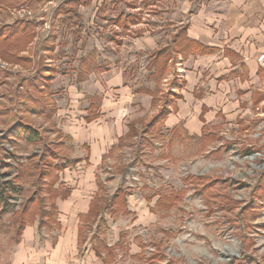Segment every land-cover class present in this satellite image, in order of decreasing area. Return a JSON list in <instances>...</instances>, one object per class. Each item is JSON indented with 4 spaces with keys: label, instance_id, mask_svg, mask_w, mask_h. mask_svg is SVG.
I'll return each instance as SVG.
<instances>
[{
    "label": "rangeland",
    "instance_id": "rangeland-1",
    "mask_svg": "<svg viewBox=\"0 0 264 264\" xmlns=\"http://www.w3.org/2000/svg\"><path fill=\"white\" fill-rule=\"evenodd\" d=\"M64 1H0L1 29L35 33L26 62L0 57V264H264V99L201 136L148 130L182 91L183 0H95L81 21L56 16ZM119 16L137 20L131 33ZM102 139L95 158L84 144Z\"/></svg>",
    "mask_w": 264,
    "mask_h": 264
},
{
    "label": "crops",
    "instance_id": "crops-1",
    "mask_svg": "<svg viewBox=\"0 0 264 264\" xmlns=\"http://www.w3.org/2000/svg\"><path fill=\"white\" fill-rule=\"evenodd\" d=\"M71 1L79 0H65L62 5L70 6ZM94 2L95 0H90L89 4L79 6L77 21L82 20L80 9L93 6ZM103 2L99 12L107 5L108 0ZM181 5L180 11L184 19L180 23L185 27L181 29V33L175 30L177 60L174 65L180 60L178 64L179 71L183 73L182 91L174 96L172 112L165 125L171 129L170 133L180 130L184 133L187 131L188 137L201 136L207 134L208 126L214 125L219 118L236 120L247 111L248 105L264 99V61H258L264 55V0H183ZM21 10L20 17L24 9ZM17 21L21 20L14 23ZM136 21L134 17L119 16L111 24L131 33V27L137 24ZM142 34L143 29L138 35ZM158 53H161V49ZM149 66L151 67V61ZM152 70L154 75L158 74H155V67ZM94 115L98 118L89 124L101 118L98 113ZM84 145L92 150V155L96 158L99 157L100 149H104L108 142L102 139L99 144L102 147L93 146L92 149L89 145ZM56 225L59 226L60 222ZM80 231L79 223L76 247L81 244ZM68 238L61 242L62 249L68 242L70 246L74 244L70 235Z\"/></svg>",
    "mask_w": 264,
    "mask_h": 264
},
{
    "label": "trees",
    "instance_id": "trees-1",
    "mask_svg": "<svg viewBox=\"0 0 264 264\" xmlns=\"http://www.w3.org/2000/svg\"><path fill=\"white\" fill-rule=\"evenodd\" d=\"M0 1H2V0H0ZM5 1H10V4L17 5L19 0H5ZM22 2H23L22 5L31 4L32 2H34V0H22ZM89 3H90V0H79V1H74V2L71 1V2H69V4H71L73 6H71V5H70L71 7L70 6L65 7L63 5L60 6L56 16H58L59 13L62 12L63 10H68L67 11L68 13H72L70 15L71 17L79 18V13H78L79 6H81L82 4H89ZM0 4L2 5V3H0ZM69 8H72L73 11L71 9H69ZM0 9H1V7H0ZM133 22H135V21H133ZM118 23H121V22L118 21ZM124 24H127V23H124ZM31 31L32 30L29 27V23L28 22L26 23L25 21H17L14 25H10L6 29H1L0 28V57L1 56H2L1 58L7 57V59L11 58V60L15 59V62H17L18 60H21L22 62H26L25 60H23V58H24L23 55L21 56L20 54L24 53V51H26L29 48V46L31 45V43H33V41L35 39L34 38L35 37V33L31 32ZM21 47H23V48L21 49ZM158 60H159L158 56L155 59H151V67L152 68L153 67L156 68L155 74H157ZM42 63H43V61L41 62V58H40V60H39V72H40V74L43 73L42 74V78H43L44 76H46V75H44L45 74V70H48L49 67H47L44 64L40 67V65ZM25 66H27V65H25ZM42 78H41V80H42ZM38 79L39 78H36V80H38ZM32 86H37V82H35V85H32ZM27 91H26V93H27ZM32 96L33 95H31V97ZM163 98H164L163 99L164 100V112L159 117L160 118V122H158V123L154 122V121L150 122L148 124V127H149L148 130H150V128L156 130V129H159L161 127L162 128L164 127V124L166 122L167 116L170 113V112L166 113L165 107H167V105L171 102V100L167 96H164ZM43 102L44 101L42 100V103ZM96 118H98L97 115H92V116H89V118H87V121L92 122V121L96 120ZM154 124H155V126H154ZM132 132L135 133V130L133 129ZM22 136H23V138H26V140H29L30 142H34V141L40 140L39 133L33 131L31 128H27V129L23 130ZM1 181H2V179L0 180V190H1V192H0V203L3 204L6 201V199H7V197H6L7 195L6 194L9 192V189H8L7 183L6 182L5 183L4 182L1 183ZM121 194L122 193L119 192L114 197L113 200L117 201L118 197L119 198L122 197ZM98 200L99 199H97V196H96L95 199L93 200L92 204H91L90 212L86 215V217L91 214V211H93L92 210V206L95 205L94 202L98 201ZM126 203L127 202L125 201L123 204L127 205ZM251 208H253V206H251V207L247 206L245 209H251ZM23 212H28V211H23ZM23 224L24 223H22V226H21L22 229L21 228L19 229L20 233L24 229V225ZM108 248H110L111 253L114 252V250L112 249L113 247H108ZM95 252H96V250H95ZM100 255H101L100 251H97V256H100ZM158 257H160V252H158L157 256L153 255L152 259H156ZM167 264H171V262H168Z\"/></svg>",
    "mask_w": 264,
    "mask_h": 264
},
{
    "label": "built area",
    "instance_id": "built-area-1",
    "mask_svg": "<svg viewBox=\"0 0 264 264\" xmlns=\"http://www.w3.org/2000/svg\"><path fill=\"white\" fill-rule=\"evenodd\" d=\"M22 13H23V12H22ZM23 15H24V14H23ZM258 61H259L260 63H262V62L264 61V55H261V56L259 57Z\"/></svg>",
    "mask_w": 264,
    "mask_h": 264
}]
</instances>
